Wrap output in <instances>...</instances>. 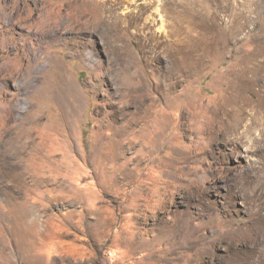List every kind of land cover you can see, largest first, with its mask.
I'll return each mask as SVG.
<instances>
[{
	"label": "rangeland",
	"instance_id": "1",
	"mask_svg": "<svg viewBox=\"0 0 264 264\" xmlns=\"http://www.w3.org/2000/svg\"><path fill=\"white\" fill-rule=\"evenodd\" d=\"M0 264H264V0H0Z\"/></svg>",
	"mask_w": 264,
	"mask_h": 264
},
{
	"label": "bare ground",
	"instance_id": "2",
	"mask_svg": "<svg viewBox=\"0 0 264 264\" xmlns=\"http://www.w3.org/2000/svg\"><path fill=\"white\" fill-rule=\"evenodd\" d=\"M85 23H86V22H85ZM85 23L83 22L81 30L84 29L83 27H84V24H85ZM88 25H90V24L87 22V24H85V26H86V30L89 29V26H88ZM99 26H100V22L96 25V27H99ZM89 30H90V29H89ZM80 34H81V33H80ZM46 37L49 38V39H52V38L54 37V33L51 31V32H49V33L46 35Z\"/></svg>",
	"mask_w": 264,
	"mask_h": 264
}]
</instances>
